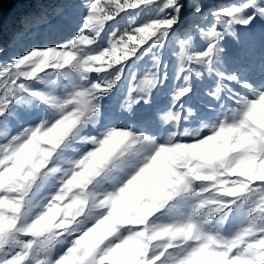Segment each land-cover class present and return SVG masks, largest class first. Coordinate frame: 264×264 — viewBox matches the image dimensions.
<instances>
[{"label": "snow or ice", "instance_id": "snow-or-ice-1", "mask_svg": "<svg viewBox=\"0 0 264 264\" xmlns=\"http://www.w3.org/2000/svg\"><path fill=\"white\" fill-rule=\"evenodd\" d=\"M65 3L64 43L0 60V264H264V80L223 67L264 0ZM167 56L156 130L115 119L129 76V115L167 87ZM205 79L213 103L187 106Z\"/></svg>", "mask_w": 264, "mask_h": 264}, {"label": "rangeland", "instance_id": "rangeland-1", "mask_svg": "<svg viewBox=\"0 0 264 264\" xmlns=\"http://www.w3.org/2000/svg\"><path fill=\"white\" fill-rule=\"evenodd\" d=\"M222 2L223 0H204L206 8H213ZM78 16V6L68 5L65 0H0V47H6L5 51H0V60L7 61L33 45L54 46L56 43H64ZM25 19L29 21H24ZM43 23L47 24L42 25ZM63 29L67 32L56 35V30ZM46 35L48 37L43 40ZM224 47L225 71L236 70L256 82L264 80V23L257 22L252 29L242 30L239 40L229 38ZM165 63H171L167 87L155 93L151 105L141 103L134 106L131 115L123 111L121 105L127 104L128 88L134 87L137 82L131 76L124 81L106 102V107L115 119L122 122L151 121L152 130H156L157 116L168 105L172 87L179 83L171 78L178 67V61L167 56ZM131 71L140 75L142 70L133 68ZM194 84L196 91L189 98L187 106L203 111L207 106L205 103H213L205 93L214 86V80L205 79L202 82L195 81ZM198 101L202 104H197Z\"/></svg>", "mask_w": 264, "mask_h": 264}, {"label": "bare ground", "instance_id": "bare-ground-1", "mask_svg": "<svg viewBox=\"0 0 264 264\" xmlns=\"http://www.w3.org/2000/svg\"><path fill=\"white\" fill-rule=\"evenodd\" d=\"M205 7H207V5H205ZM24 21H29L28 19H25ZM45 24H47V23H43L42 25H45ZM56 32V35H58L59 36V34H64V32H67V30H65V29H63V30H56L55 31ZM22 36V35H21ZM48 36L46 35V36H44L42 39L44 40V38H47ZM41 39V40H42ZM45 42V41H44ZM49 42V41H48ZM0 49H2V51L1 52H3V51H5L6 50V47L5 46H2V47H0ZM197 104H202V102H200V101H198L197 102ZM205 105H209L208 103H205Z\"/></svg>", "mask_w": 264, "mask_h": 264}]
</instances>
